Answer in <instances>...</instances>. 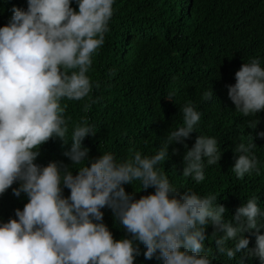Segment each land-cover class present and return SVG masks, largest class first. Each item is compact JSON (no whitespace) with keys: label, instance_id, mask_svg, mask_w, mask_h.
Returning <instances> with one entry per match:
<instances>
[{"label":"clouds","instance_id":"clouds-1","mask_svg":"<svg viewBox=\"0 0 264 264\" xmlns=\"http://www.w3.org/2000/svg\"><path fill=\"white\" fill-rule=\"evenodd\" d=\"M73 2L78 11L70 6ZM115 3L27 0V9L13 6L8 23L0 27V204L10 193L17 198L23 193L28 201L23 210L12 209L10 219L0 222V264H134L141 245L144 258H156V264H214L216 255L205 247L209 225L215 253L235 260L233 264H264V235L259 234L264 209L256 196L243 200L228 220L216 195L181 192L165 174L169 145L187 149L185 140L200 122L201 113L191 102L180 109L182 126L170 131L151 156L136 151L129 159L117 160L105 152L90 159L83 142L95 132L83 119L73 126L70 148L63 153L71 166L62 161L35 163L41 146L50 140L69 145L61 101H81L92 92L88 73L105 43ZM235 80L227 94L236 111L244 117L264 111L260 59L243 63ZM213 96L211 90L203 99ZM84 107L87 111L91 104ZM258 122L252 120L249 127L255 129ZM257 135L255 142L234 149L238 158L232 171L238 179L264 173V158L259 161L254 154L257 147L264 148V132ZM221 155L215 137L199 135L183 155L182 175L199 184L205 179V162L216 165ZM134 181H139L137 193L153 188L154 194L136 199L126 193L124 185ZM65 188L70 190L67 197ZM104 208L130 238L114 239L103 223ZM245 233H253L255 240L250 242Z\"/></svg>","mask_w":264,"mask_h":264},{"label":"trees","instance_id":"trees-1","mask_svg":"<svg viewBox=\"0 0 264 264\" xmlns=\"http://www.w3.org/2000/svg\"><path fill=\"white\" fill-rule=\"evenodd\" d=\"M13 6L26 10L27 0H0V27L8 23ZM70 6L78 11L75 2ZM113 8L110 30L88 73L92 92L81 101H61L68 119L69 145H63L59 139L50 140L41 146L35 163L47 166L49 162L62 161L71 166L63 153L70 148L73 126L83 119L95 132L83 142L90 159L105 152L112 153L117 160L129 159L136 151L151 156L170 131L182 126L180 109L191 102L201 113V119L196 132L185 140L187 149L180 144L168 147L163 168L170 183L181 192L216 195L217 204L225 207L228 220L234 217L243 200L252 196L258 198V205L264 209V173L252 172L238 179L232 171L238 158L233 156L235 147L252 139L255 142L257 134L264 132V111L244 117L227 94V86H234L235 73L243 63L259 58L264 68V0H116ZM211 90L213 98L205 101L204 93ZM86 103L91 104L87 111ZM252 120L259 121L255 129L249 127ZM199 135L215 137L222 155L216 165L205 162V179L197 184L182 173L183 155L191 150ZM173 149L177 150L176 155ZM254 154L261 161L264 148L257 147ZM261 170L264 171V166ZM124 187L136 199L154 194L153 188L137 193L139 181ZM63 195L69 196L70 190L65 188ZM1 201L0 222H7L12 209L23 210L28 202L23 193L19 198L10 193ZM102 212L103 223L114 239L130 238L110 209L104 208ZM213 231L212 226H207L205 247L216 255L214 264H226L217 257L233 264L235 260L215 253ZM259 234L264 235V228ZM245 238L252 242L255 235L245 233ZM140 249L141 255L134 264L159 261L146 260L143 256L146 249L142 245Z\"/></svg>","mask_w":264,"mask_h":264}]
</instances>
